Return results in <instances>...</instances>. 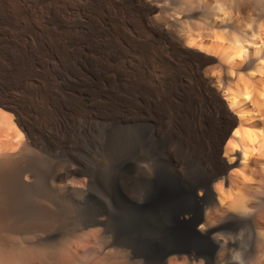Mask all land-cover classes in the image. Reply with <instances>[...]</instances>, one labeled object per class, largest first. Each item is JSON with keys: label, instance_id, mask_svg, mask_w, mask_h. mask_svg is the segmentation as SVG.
I'll use <instances>...</instances> for the list:
<instances>
[{"label": "bare ground", "instance_id": "obj_1", "mask_svg": "<svg viewBox=\"0 0 264 264\" xmlns=\"http://www.w3.org/2000/svg\"><path fill=\"white\" fill-rule=\"evenodd\" d=\"M165 1L0 0L22 38L0 52V264H264V112L259 137L234 116L208 137L175 64L197 54L208 88L218 62L243 118L229 88L264 76V0Z\"/></svg>", "mask_w": 264, "mask_h": 264}, {"label": "rangeland", "instance_id": "obj_2", "mask_svg": "<svg viewBox=\"0 0 264 264\" xmlns=\"http://www.w3.org/2000/svg\"><path fill=\"white\" fill-rule=\"evenodd\" d=\"M172 1L175 2V7L172 4H170L168 1L166 2V5L165 4L164 6L162 5L164 12H166L167 15H172L176 18H180L178 15H175L176 12L174 11V9L177 8L180 10L182 7H176V1L178 0H172ZM39 10L36 8H33L31 12L35 13L36 11L38 12ZM154 15L156 19L154 18ZM154 15H152L151 17L154 18L155 21L160 22L161 21L160 19H162V16H161L162 14L157 13ZM241 23L245 26L243 30L249 29L250 24L246 20L244 19L243 21L241 20ZM13 32L15 31L12 30L11 28H4L0 26V47H1L0 52L2 55L8 54L9 56L14 57L20 53L19 43L22 40V38L17 36ZM217 41H219V39H217ZM225 45L228 46V44H225ZM189 48L202 52L194 46H191ZM211 57L214 58L216 56L211 55ZM214 59H218V58L216 57ZM178 60H181V62L176 61L175 63L176 69L177 71L181 72L180 76L183 79L185 78L184 82L186 83V87L184 89L181 88V90H179V93H182V92L185 93L184 101L182 103V107L184 111L181 110L180 114L185 113L186 115L187 114L196 115V118H197L196 120L201 121L200 122L201 126H203V128L207 127L206 129H208V133H207L208 137L214 136V132H212V129H210L211 127L210 123L212 124L214 123V125L216 126L218 122L221 123V125L219 128V132L216 131L217 133L215 132V134L218 136L219 134L221 135V134L226 133L227 135L230 127L232 126V124H230L232 120L231 116L236 117L238 121L240 122V124H242L241 126H245L246 128H248V130L252 132L251 134L253 135L256 134L259 137L260 133L257 131L258 129L253 127L251 123L260 119L262 117L260 115L263 114L264 112V102L262 101L263 97H260V94L262 92L261 90L263 89L262 87H264V76L261 75L262 74L261 72L260 73L258 72L260 75L258 73H255L256 75H253L250 77V75H248L249 74L248 72L241 71L239 67L235 66L240 71H239V75L234 72L233 77L231 79V83H230L231 85H230L229 90H231L230 91L231 94L235 95L237 99L241 102V105L244 111V117L240 119L238 117L239 110L237 108L229 107L226 92L222 91L223 89V86H221L222 84L219 85L216 82L211 83L209 80L210 76H212L213 78H216L217 74H218V77H223L224 74H221L223 73V71L218 67V62L205 63L206 65L202 67V70H201L202 72L208 70V73H207L208 75L206 74V77L208 76V88H206L205 86H203L201 79L199 77V72H198L200 70V68L198 69V67L200 65H204L203 60L199 58L197 54L196 56L187 55L186 58L184 59L182 58ZM196 64L197 65L199 64V65L197 66ZM175 90L177 91V88L174 89V92ZM243 93L248 94L249 97L244 98L243 97L244 95H242ZM260 111H261V114H260ZM187 120L189 121V119ZM239 128L240 127H238L237 129ZM195 131L196 129L193 130L194 133H196ZM222 146H223V142H222ZM220 157L224 160V162H226V159L224 158L226 156H224L222 152H221Z\"/></svg>", "mask_w": 264, "mask_h": 264}, {"label": "clouds", "instance_id": "obj_3", "mask_svg": "<svg viewBox=\"0 0 264 264\" xmlns=\"http://www.w3.org/2000/svg\"><path fill=\"white\" fill-rule=\"evenodd\" d=\"M262 31H264V27H262ZM249 55L251 56V52L249 53ZM225 159H226V162L227 163H229V164H235L237 161H236V159H235V157H233L232 159H228V158H226V157H224ZM74 170H75V168H74ZM68 183H70V181L68 182ZM200 227H201V225L199 224L198 226H197V231L199 232V230H200ZM178 257H181L182 259H179L178 261H177V264H184V261H187V260H189V256H187V255H181V256H178ZM169 259V258H168ZM166 264H167V262H166Z\"/></svg>", "mask_w": 264, "mask_h": 264}]
</instances>
